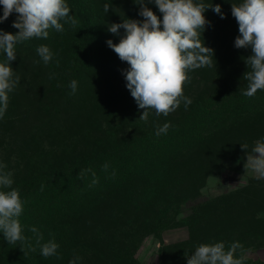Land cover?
Masks as SVG:
<instances>
[{"label":"trees","instance_id":"16d2710c","mask_svg":"<svg viewBox=\"0 0 264 264\" xmlns=\"http://www.w3.org/2000/svg\"><path fill=\"white\" fill-rule=\"evenodd\" d=\"M136 2L138 0H67L71 9L70 16L76 22L71 24L61 21L64 25L62 32L49 30L48 38L53 41L57 56L51 63L49 61L48 64L42 65L44 67L41 70L48 71L50 75L49 84L36 97H32L33 93L29 92L31 98L27 99V102L22 98L17 101V95H14L13 98L18 103L15 106L17 109L10 108V102L13 100L10 101L12 94H9L7 110L3 118H0V164L6 165L3 171L12 173V187L19 190L24 201V211L19 220L25 240L9 244L0 233V264H51L64 259V242H61L64 236V218H61L63 213L58 217L59 211L64 210V205L54 209L46 207V202L52 196L61 194L66 179L77 176L85 169L83 167L93 166L104 160L106 161L103 162V167L108 166V160L118 157L121 165L118 171L109 166L104 168L107 171L103 175L107 176L106 183L117 182L127 174H130V178L137 174L144 175L153 181L158 175L165 174L170 166L169 161L172 164L177 155L190 153L196 143L203 146L207 142V133L211 131L215 135H222L220 131L227 129V122L239 118L240 114L253 104L254 101H245L246 99L237 93L228 96L230 88L224 91L222 89L223 77L220 78V85L213 94L203 91L197 103H194L190 89L194 83L207 86V79L206 75H200L202 71L198 75L193 71L190 73V83L184 87V95L191 100V104L185 107L182 102L180 107L167 117L157 116L154 111L149 110L147 121L139 119L144 109H139L126 87L124 71L129 65L122 62L106 43L108 40L118 43L125 34L122 28L119 35L109 32V25L122 23L126 18L143 20L138 14L140 5ZM203 2L212 3L213 6L220 4L224 15L222 19L211 8L205 12L204 15L210 22L202 33L205 46L215 48V54L218 56L238 50L234 41L239 35V30L231 14V7L242 0ZM105 4L110 6L107 13L104 11ZM145 4L157 16L163 18L154 2L145 0ZM2 15L3 6L0 5V16ZM17 15L13 13L6 21L0 23V29L5 32H18V29L12 27ZM39 39L18 42L15 46L16 56L19 53L17 49L21 47L25 59L32 53L29 51L31 46ZM239 50L251 51V48ZM5 60L6 54L0 51V62ZM207 69L208 67H205L203 71ZM72 80L78 82L75 94H72L69 87ZM259 103L264 105L263 100H259ZM10 111H17L16 116H12L14 118L9 117ZM63 111L64 131H58V121ZM132 112L135 117H129V122L125 125L123 120L127 115L132 116ZM112 116H115L113 120ZM236 121L238 122V119ZM164 123L170 124L167 133L157 136V126H163ZM238 123L241 125V122ZM231 125L235 126L237 123ZM10 127L12 129H8ZM61 133H64V141L60 139ZM254 142L255 140H251L246 143L247 150L242 149L240 143H235L230 147V150L235 151L223 154L221 162L243 160L251 152ZM81 144L84 147H81ZM177 152L179 153L176 155ZM101 187L97 192L109 191L106 190L109 187ZM120 203L117 215L116 209L113 210L110 206L101 209L96 205L93 212L103 211L106 221H112L116 216L122 219L124 213L121 210L126 204L124 201ZM157 211H160V208ZM45 215L51 217L44 227L46 233L41 234V243L54 240L59 245L57 254L47 258L40 254L39 247L36 251H31V247H36V234H29L30 228L39 224L36 220ZM93 225L94 222L88 221L87 228L92 234L96 232ZM78 239L68 246H82ZM262 242L255 244L254 248L264 249V238ZM108 263L115 264L113 259Z\"/></svg>","mask_w":264,"mask_h":264},{"label":"rangeland","instance_id":"374dc122","mask_svg":"<svg viewBox=\"0 0 264 264\" xmlns=\"http://www.w3.org/2000/svg\"><path fill=\"white\" fill-rule=\"evenodd\" d=\"M40 45L50 48L53 53L51 63L57 56L49 38L37 40L29 49L32 53L25 59L20 47L14 62L10 61L15 76L20 78L16 88L9 93L12 94V109H17L15 106L20 98L27 102L49 84L50 75L48 71L41 70L45 63L36 52ZM211 49L214 51L213 66L207 71H203L205 67L194 70L197 75L200 71L201 76L206 75L207 86L194 83L190 89L193 102L197 103L203 91L213 94L223 77L222 89L230 88L228 96L237 93L245 101H254L253 104L239 118L228 121L227 129L220 131L222 135L211 131L207 133V142L203 146L196 143L190 153L177 155V152L172 164L168 160L170 166L165 174L158 175L153 181L144 175L130 178L127 174L108 184L107 176H103L107 171L102 165L106 160L83 167L87 170L67 178L62 193L46 202V207L54 209L64 205V210H60L62 212L59 211L58 215L63 213L61 218H64L61 241L64 242V259L51 264H69L76 256L80 257L77 264H109L111 259L115 264H187V257L194 254L199 244L216 242H223L226 249L238 242L242 247L236 250L235 256L243 255V264H264V249L254 248L255 244L263 243L264 238V179H258L250 170H245L247 156L243 160L221 162L223 154L235 151L230 150L235 143H240L241 147L251 140H264V105L258 104L259 100L264 101V91H257L253 97L242 94L247 87L243 76L248 71L245 60L252 55L250 50L238 49L218 56L216 49ZM29 92L33 94L30 96ZM14 95H17V101ZM16 114L17 111H10L9 117L14 118ZM131 115L123 120L125 125L129 117H135L133 112ZM114 118L112 116V120ZM58 122V131H64V111ZM234 122L237 125H231ZM125 125L120 124L122 127ZM233 127L241 129H228ZM60 139L64 141V133L60 134ZM117 159L112 158L105 163L118 171L121 165ZM103 185L109 187L106 189L109 191L97 192ZM120 201L126 204L121 210L124 213L122 219L116 216L114 220L106 221L103 211L93 212L96 205L101 209L110 206L116 209L117 215ZM43 217L36 220L39 222L37 226H32L40 234L46 233L44 227L51 215ZM88 221L94 222V234L87 228ZM29 234L34 233L29 231ZM76 238L82 246L69 247Z\"/></svg>","mask_w":264,"mask_h":264},{"label":"clouds","instance_id":"9594fccd","mask_svg":"<svg viewBox=\"0 0 264 264\" xmlns=\"http://www.w3.org/2000/svg\"><path fill=\"white\" fill-rule=\"evenodd\" d=\"M148 2L155 3L162 13V19L146 6L145 0H138V14L143 20L126 18L122 23L109 25V32L119 35L122 28L125 34L118 43L112 40L106 42L119 59L129 65L124 71L126 87L138 107L144 109L139 119L145 121L149 110L157 116L167 117L182 102L185 107L191 104V100L184 95V87L191 81L190 73L213 66L214 51L205 46L202 38L206 25L210 23L204 14L211 8L224 18L220 4L213 6L203 0ZM0 5L3 6L0 23L16 13L17 19L12 27L19 30L11 33L0 29V51L6 54V60L0 62V118H3L9 93L20 80L10 65V61L16 59V44L33 38L47 39L50 29L64 31L61 21L71 24L76 21L70 16L67 0H0ZM109 7L105 4L106 13ZM231 14L239 30L234 46L237 49L251 48L252 55L245 60L248 71L244 73L243 79L247 81V87L242 94L253 97L258 90H264V0H242L239 4H232ZM36 52L45 64L52 60L53 53L48 46L40 45ZM77 86L76 80L70 82L72 94H75ZM169 127V123L158 125L155 134H166ZM241 147L248 149L247 144ZM4 168L6 165L0 164V233L7 243L15 244L25 240L19 220L24 211V201L19 190L12 187V173L3 171ZM244 168L258 179H264V140L254 142ZM30 231L36 234V247H31V251L39 247L40 254L45 258L57 254L59 245L54 240L41 243L43 236L39 230L32 227ZM241 247L238 242L232 243L227 249L223 242L201 243L194 254L187 257V264H243V255L239 258L235 256L236 250ZM79 259L76 256L69 264H77Z\"/></svg>","mask_w":264,"mask_h":264}]
</instances>
